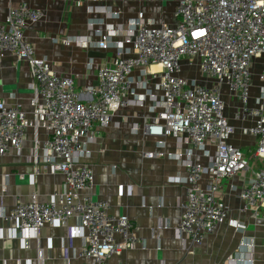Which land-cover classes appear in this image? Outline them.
Instances as JSON below:
<instances>
[{
    "label": "built area",
    "instance_id": "1",
    "mask_svg": "<svg viewBox=\"0 0 264 264\" xmlns=\"http://www.w3.org/2000/svg\"><path fill=\"white\" fill-rule=\"evenodd\" d=\"M45 15L43 10L20 2L9 6L0 21V53H11L17 61L26 62L33 79L28 109L20 102L0 100V155L11 149L19 153L26 129L32 128L29 161L34 173L40 165L50 174L61 173L66 188L47 201H40L33 192L28 199H17L1 209L0 235L7 229L22 239H38L44 226H64L75 218L76 223L68 226V236L83 239L80 255L89 260L88 264H109L112 257L120 258L125 250L136 246L139 237L135 223L127 214H110L109 202L93 197V171L82 161L87 138L108 126L119 109L131 104L135 95L131 73L135 70L144 84L157 80L161 91L160 110L143 121L144 132L160 138L159 142L176 136L201 149L206 157L203 164L191 152L174 155L183 161L186 171L185 194L178 198L180 239L199 244L224 221L227 208L218 191L221 181L234 175H244L238 192L240 211H262L264 216V103L250 101L251 66L259 57L263 58L259 79L264 81V0H178L173 24H150L143 11H138L117 41L120 54L111 63L98 66L97 84L81 92L71 76L59 75L46 58L37 56L25 36V29ZM98 36L99 48L111 46L107 33L98 32ZM151 65L158 69L149 70ZM183 65L188 73L194 65L200 79L182 75ZM224 89L237 100L236 119L251 121L241 126L243 134L256 138L251 155L231 143L235 127L225 114ZM39 126L46 133L43 141L38 137ZM164 154L159 150L143 155L155 158ZM203 174L210 178L206 188L199 185ZM124 192L130 189L125 191L119 184L118 195ZM241 226L236 220L235 228ZM42 255L38 246L36 264ZM118 264L127 263L120 260Z\"/></svg>",
    "mask_w": 264,
    "mask_h": 264
},
{
    "label": "crops",
    "instance_id": "2",
    "mask_svg": "<svg viewBox=\"0 0 264 264\" xmlns=\"http://www.w3.org/2000/svg\"><path fill=\"white\" fill-rule=\"evenodd\" d=\"M177 1L0 0V21L9 6L20 2L43 10L45 17L29 25L25 36L33 44L36 55L46 58L59 75L71 76L75 88L81 92L84 87L97 84L98 66L111 63L120 54L117 41L123 38L138 11H143L150 24H173ZM98 32L110 36L111 46L107 49L97 46ZM65 39L69 43H64ZM262 61L263 58H256L251 66L252 103L257 100L264 103V81L259 79ZM148 69H158V66L151 65ZM131 77L135 93L131 104L119 109L108 126L87 138L82 157L93 171L90 193L94 198L109 202L110 214H127L135 223L139 237L133 249L125 250L120 258L112 257L109 264H118L120 260L127 264H264V216L262 211H240L238 192L244 181L241 174L221 181L218 197L227 208L224 221L199 244L191 245L188 239H180L178 198L185 194L186 171L183 161L174 155L191 152L193 158L203 164L206 157L201 149L190 147L176 136L164 137L163 142H159L160 138L144 132L143 121L160 110L161 91L157 80L142 83L137 70ZM32 81L26 62L17 61L11 53H0V100L7 104L20 102L28 109ZM223 94L225 114L235 127L231 143L251 155L256 138L241 131V126L251 121L236 119L237 100L225 89ZM38 137L40 141L46 137L41 126ZM32 144L33 130L27 128L21 151L11 149L0 155V212L17 199H28L33 192L40 201H47L66 188L61 173L50 174L43 165L34 173L29 161ZM209 149L212 148L209 146ZM159 150L164 151V156L146 158L143 155ZM39 152H42L41 146ZM209 183L210 178L203 174L199 185L206 188ZM119 184L130 192L118 195ZM236 220L242 222L239 229L235 228ZM75 223L76 219L70 218L64 226L46 225L39 230L38 239H22L4 229L0 235V264H26L27 261L36 264L38 246L43 250L39 264H88L89 260L80 255L83 239L68 236V226Z\"/></svg>",
    "mask_w": 264,
    "mask_h": 264
},
{
    "label": "rangeland",
    "instance_id": "3",
    "mask_svg": "<svg viewBox=\"0 0 264 264\" xmlns=\"http://www.w3.org/2000/svg\"><path fill=\"white\" fill-rule=\"evenodd\" d=\"M182 70H183L182 75H186L188 78H199V74L198 72H196L194 65L189 67V73L187 71L186 65H183Z\"/></svg>",
    "mask_w": 264,
    "mask_h": 264
}]
</instances>
